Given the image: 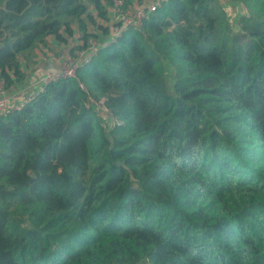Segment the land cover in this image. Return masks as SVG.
Wrapping results in <instances>:
<instances>
[{
    "label": "trees",
    "instance_id": "1",
    "mask_svg": "<svg viewBox=\"0 0 264 264\" xmlns=\"http://www.w3.org/2000/svg\"><path fill=\"white\" fill-rule=\"evenodd\" d=\"M226 1L238 31L220 0H165L115 39L113 0H0L5 90L47 39L103 37L0 114V264H264V0Z\"/></svg>",
    "mask_w": 264,
    "mask_h": 264
},
{
    "label": "built area",
    "instance_id": "2",
    "mask_svg": "<svg viewBox=\"0 0 264 264\" xmlns=\"http://www.w3.org/2000/svg\"><path fill=\"white\" fill-rule=\"evenodd\" d=\"M158 4L159 2L151 5H140L133 3L129 6H126L124 1L122 0H113V5L110 8V19L111 25L113 26L115 39L121 34L123 29L125 30L131 28L140 30L144 19H146L150 14L157 11ZM98 51L99 47L95 46L93 40H90L89 48L86 51L77 52L76 57L73 58V60L68 61V64L63 63L58 71L51 72L46 75L42 83V90L40 92L44 91L46 85L57 82L60 79L76 78L77 71L80 69V67L84 64L89 63L94 57H96ZM80 87L82 88V90H85L83 84H80ZM0 93V114H3L9 109H13L14 111L21 110L27 103L32 101L33 97L36 96L33 95L30 97H26L18 105L11 108L9 104L10 99L6 96L5 83L3 82H0ZM93 105H95L97 111L102 110L100 105H103L106 109L105 100L97 103L93 102ZM106 111L108 113L107 116L110 120H112L107 109ZM116 124H118V121H116Z\"/></svg>",
    "mask_w": 264,
    "mask_h": 264
},
{
    "label": "crops",
    "instance_id": "3",
    "mask_svg": "<svg viewBox=\"0 0 264 264\" xmlns=\"http://www.w3.org/2000/svg\"><path fill=\"white\" fill-rule=\"evenodd\" d=\"M165 0H135L134 3L151 5ZM226 6H233L230 2H224ZM75 39V41H74ZM70 39L68 44H63L51 37L47 39V45L37 48L35 54L23 60V71L26 74L25 81L17 83L6 89V96L10 99V107L13 108L26 97L37 95L42 90V83L50 71H58L65 61V57H71V48L79 44V39ZM63 54L64 57H60ZM1 98V93H0Z\"/></svg>",
    "mask_w": 264,
    "mask_h": 264
},
{
    "label": "rangeland",
    "instance_id": "4",
    "mask_svg": "<svg viewBox=\"0 0 264 264\" xmlns=\"http://www.w3.org/2000/svg\"><path fill=\"white\" fill-rule=\"evenodd\" d=\"M224 2H226V0H220L219 3L221 6V9H223L225 12L226 21L231 25V27L235 31H238L239 19L241 18V16L247 14V10L245 9V7L242 4L234 3L233 6H226ZM101 24H103V23H101ZM92 32L96 33V35H99L94 29ZM80 37H81L80 34H75V36H74V38H76V39H79ZM74 38H72V40H71L72 42L75 41ZM73 39H74V41H73ZM102 39H103V37L102 38L98 37V39L93 38L91 40H93L95 46L100 47L101 43H102ZM74 47H75V45L72 46V48H74ZM60 57H64L63 54ZM64 59H65V61L63 62L64 64H68V61L73 60V58H71V57L70 58L65 57ZM51 72H56V71H50L49 73H51ZM173 74H174V70L171 67H167L166 75H167V79H168L170 85H172V83H173ZM100 107L102 110H98L99 119L102 121L101 123L109 130L114 125H116V121H112L109 119V117L107 116L108 113H107V111L103 105H100ZM145 264H148V263H145Z\"/></svg>",
    "mask_w": 264,
    "mask_h": 264
}]
</instances>
